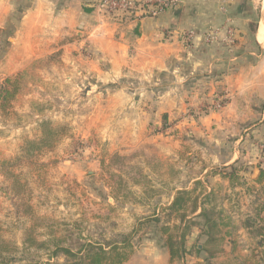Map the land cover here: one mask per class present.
<instances>
[{"label":"rangeland","instance_id":"obj_1","mask_svg":"<svg viewBox=\"0 0 264 264\" xmlns=\"http://www.w3.org/2000/svg\"><path fill=\"white\" fill-rule=\"evenodd\" d=\"M238 2L248 20V36L264 51L257 33L263 30L264 2ZM250 22L260 23L257 32H252ZM61 53L51 49L13 74L17 94L5 112L0 109V264H64L62 253H51L59 239L75 249L77 242L106 243L131 234V255L140 244L161 245L164 238L157 229L174 222L166 220V208L178 191L175 188L187 184L202 166L223 167L222 159L216 160L208 148L211 140L193 128L200 127L204 115L224 108L215 109L214 104L225 95L206 96L172 119L160 115L159 120L139 122L135 125L138 140L130 143L126 137L123 141L130 126L117 116L137 113L141 107L133 109L124 101L147 99L149 84L163 87L161 82L123 81L124 101L106 97L107 92L85 100V83L68 73ZM4 78L0 77V85ZM164 79L162 84H168V78ZM155 101L147 107L157 108ZM46 128L55 133L46 134ZM253 150L248 163L241 158L243 153L235 163L244 175L240 185L225 187L219 179H227L217 173L222 167L203 175L213 188L206 199V186L193 182V192L198 197L202 194L206 208L213 207L217 213L233 205L241 213L254 212L253 200L264 198V176L258 182L250 180L252 173L257 172L256 179L259 170H264V142L258 141ZM228 196L237 202H229ZM153 216L160 220L146 221ZM200 221L194 219L190 232L200 229ZM220 236L213 235L215 242L207 246L223 245ZM205 240L200 233L195 243Z\"/></svg>","mask_w":264,"mask_h":264},{"label":"crops","instance_id":"obj_2","mask_svg":"<svg viewBox=\"0 0 264 264\" xmlns=\"http://www.w3.org/2000/svg\"><path fill=\"white\" fill-rule=\"evenodd\" d=\"M98 1L0 0V77L20 73L52 49L62 50L60 57L68 73L85 83V100L107 92L106 97L118 96L124 101L123 81L161 82L163 87L149 84L147 99L124 101L133 109L141 107L137 113L117 116L132 128L123 139L130 143L138 140L135 125L139 122L144 125L159 120L160 115L172 119L206 96L225 95L226 106L201 117L202 125L193 129L211 140L208 148L216 160L222 159L220 165L241 158L247 162L258 141L264 142V51L247 34L248 20L241 14L239 0H179L155 17L108 16ZM183 33L191 35L189 41L185 42ZM164 78L168 84H162ZM153 99L157 108H148ZM221 167L202 166L193 179L175 190H188L199 180L207 194L213 188L204 182L205 174ZM256 174H251L252 179ZM219 181L232 189L228 180ZM226 198L237 202L232 196ZM252 204L254 212L241 213L233 205L217 212V233L224 244L214 246L217 251L207 264H244L253 251L264 252L261 237L249 226L264 220V198L257 197ZM200 233L199 228L190 232L187 249L202 246L195 243ZM204 258L206 253L193 252L183 261L170 263L162 244L151 242L140 244L124 264H193Z\"/></svg>","mask_w":264,"mask_h":264},{"label":"trees","instance_id":"obj_3","mask_svg":"<svg viewBox=\"0 0 264 264\" xmlns=\"http://www.w3.org/2000/svg\"><path fill=\"white\" fill-rule=\"evenodd\" d=\"M248 25L252 32H256L257 22H250ZM17 91V77L13 78L11 75L2 80L0 85V109L2 111L5 112L9 107L10 101L15 97ZM45 133L54 134L55 131L52 128H46ZM236 162L223 166L222 169H219V172L217 170V173L222 174L231 186L240 185L241 178L244 179V175H240L241 168L237 167ZM263 176L264 170L260 169L258 177L254 181H261ZM195 183L200 184V181H196ZM194 189L195 187L190 190L182 189L176 192L171 204L166 208L168 210L166 220H172L174 222L172 224L165 222L157 229L164 238L162 246L168 251L170 263L183 261L186 255L191 254V249L193 248V252L198 255L200 252L206 253V258L202 262L197 261L193 264H207V261L217 251V248L207 246L215 242L213 235L217 233L219 225L216 218L217 213L214 212V208H206L203 204V201L211 192L203 194L205 197L203 199L202 194L198 197V194L193 192ZM198 209L200 210L196 213ZM195 218H200L201 221L198 222V225L200 226L201 234L205 235L206 240L201 244L202 246L198 247V245H194L189 250L185 242L190 232V226L196 223L194 222ZM159 220L155 216L146 219L147 222ZM260 220L263 221V219ZM249 226L253 228L251 231L255 236L261 237L263 245L264 223L260 222L256 225L251 223ZM75 247L77 248L73 249L71 246L61 244V240L59 239L54 242V248L51 253L54 255L62 253L66 257L64 264H123L131 255L133 242L131 234H128L122 236L120 240H113L106 243H99L92 240L77 242ZM256 256H260L259 260L256 259ZM244 264H264V252L259 249L257 252L253 251Z\"/></svg>","mask_w":264,"mask_h":264},{"label":"built area","instance_id":"obj_4","mask_svg":"<svg viewBox=\"0 0 264 264\" xmlns=\"http://www.w3.org/2000/svg\"><path fill=\"white\" fill-rule=\"evenodd\" d=\"M179 0H99L98 6L102 12L108 16L117 13L130 14L139 17H155L162 12L173 8ZM185 42L189 41V33L182 34ZM227 98H219L214 104L215 109H220L226 105Z\"/></svg>","mask_w":264,"mask_h":264},{"label":"water","instance_id":"obj_5","mask_svg":"<svg viewBox=\"0 0 264 264\" xmlns=\"http://www.w3.org/2000/svg\"><path fill=\"white\" fill-rule=\"evenodd\" d=\"M260 23L262 24L263 26V38H264V10H263V13L261 14V19H260ZM259 23V24H260ZM259 24L257 25V30H258V27H259ZM257 32V31H256Z\"/></svg>","mask_w":264,"mask_h":264},{"label":"bare ground","instance_id":"obj_6","mask_svg":"<svg viewBox=\"0 0 264 264\" xmlns=\"http://www.w3.org/2000/svg\"><path fill=\"white\" fill-rule=\"evenodd\" d=\"M264 2V0H262V3ZM259 12V11H258ZM261 32H262V35H263V30H259L257 33H258V37H259V40L261 41V42H263L264 41V38L263 37H261Z\"/></svg>","mask_w":264,"mask_h":264}]
</instances>
